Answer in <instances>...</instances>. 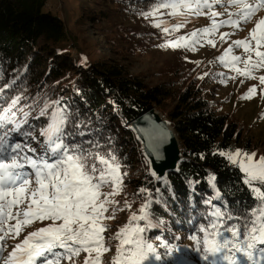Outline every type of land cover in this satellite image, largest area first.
<instances>
[{"label":"snow or ice","instance_id":"snow-or-ice-1","mask_svg":"<svg viewBox=\"0 0 264 264\" xmlns=\"http://www.w3.org/2000/svg\"><path fill=\"white\" fill-rule=\"evenodd\" d=\"M261 11L264 0H151L147 10L140 9L138 14L146 20L154 18L153 26L165 34L186 27L192 18L206 17L209 25L160 47L196 51L203 42L216 47L218 35L221 42L231 41L219 62L236 76L258 79L264 85V75H256L264 72ZM162 17L176 23L169 27ZM254 19L243 39L231 40L233 32H220L225 26L238 30ZM234 49L242 53L236 55ZM13 84L15 80L0 85V264H78L82 253L83 264H103V256L113 251L111 243H105L108 225L104 221L115 219L117 210L132 207L128 201L124 208L115 207L126 173L121 171L124 165L114 143L110 137L102 142L100 130L63 98H39L25 105L22 95L6 92ZM256 93L253 86L242 98ZM212 155L223 157L236 170L251 203L239 202V209H231L216 175L209 173L214 194L203 199L206 210L197 209V216L189 219L192 248L203 264H264V154L237 148L218 149ZM150 174L162 179L151 169ZM138 191L146 194L145 202L109 238L118 241L109 264H166L165 257L183 251L163 233L150 239L149 232L164 225L151 211L153 202L161 203L162 194L155 189L159 195L154 201L151 189ZM38 222L44 226L20 239L26 228ZM178 239L171 235V240ZM9 240L18 241L11 251Z\"/></svg>","mask_w":264,"mask_h":264},{"label":"trees","instance_id":"trees-1","mask_svg":"<svg viewBox=\"0 0 264 264\" xmlns=\"http://www.w3.org/2000/svg\"><path fill=\"white\" fill-rule=\"evenodd\" d=\"M47 1L0 0V85L15 80L6 92L22 95L25 105L39 98H63L83 120L91 121L92 128L100 130L102 142L110 137L124 165V189L131 199L140 207L146 197L139 193L140 188L151 189L154 201L159 195L155 189H160L162 201L153 202L151 211L164 225L151 230L149 237L154 240L163 233L183 249L165 257L166 264H203L188 236L192 228L189 219L197 216V209L205 211L203 199L214 194L208 174L216 175L217 186L231 209H239V202L251 203L236 170L212 152L264 149V140H255L244 124L214 105L215 88L209 83V75L201 79L196 71L168 60L166 68L161 69L160 83L152 84L143 76L130 74L122 63L80 43L82 27L91 23L118 55L137 52L144 35L124 25V20H140L138 10H147L151 0H89L76 21L75 35L68 33L61 17L44 12ZM153 107L170 120L187 158L177 172L161 181L150 174L141 144L129 126ZM172 234L179 239L171 240Z\"/></svg>","mask_w":264,"mask_h":264},{"label":"rangeland","instance_id":"rangeland-1","mask_svg":"<svg viewBox=\"0 0 264 264\" xmlns=\"http://www.w3.org/2000/svg\"><path fill=\"white\" fill-rule=\"evenodd\" d=\"M89 6V0H48L44 12L51 13L52 15L61 17L66 24L68 33L75 35L77 32L76 21L79 18L81 9H86ZM264 16V11L258 14V17ZM257 17V18H258ZM171 27L176 23V20L170 17H162ZM256 20L247 25L242 24L241 28L234 30L231 27L225 26L220 29V32H233L231 40L243 39L248 36L249 29H251ZM210 21L206 17L192 18L191 22L186 27L165 34L161 29L153 26L154 18L148 20L141 17V19H126L124 25L131 28L138 29L144 35L145 40L140 42V49L137 52H128V54L118 55L116 51H113V46L106 42L101 36L98 35V31L95 30L90 23L83 28V36H81L80 43L88 50H98V55L105 58H111L115 61L122 63L127 71L134 76H143L148 83L159 84L161 81V69H165V63L168 60L180 63L183 68L188 70L192 69L195 73H199L200 77L205 76L208 73L211 80L209 83L215 88L214 105L222 112L231 113L235 119L244 124L249 131V134L256 140H264V85H261L258 79H246L242 76H236V73L229 68L225 67L217 59L221 56L225 49L228 48V42L219 41V36L216 35L217 46L212 47L206 42L197 46L196 51H191L184 47L172 48V47H160L162 44H167L169 41L179 39L180 36L186 35L191 31L199 28H203L209 25ZM84 40V42H83ZM125 52V47H121ZM242 49H234V54L240 55ZM198 62V63H197ZM224 75L221 76L220 74ZM257 76L264 75V72H257ZM236 76V79L231 77ZM227 81L226 83L223 81ZM241 80L244 82L241 83ZM253 86L257 87V93L252 98L245 97L249 89ZM249 152H257L264 154L262 147H255ZM108 191V189H105ZM120 203L115 207L117 209L124 208V202L128 201L132 204L131 209L125 208L124 211L117 210L115 213V219L104 221L108 225V231L104 233L105 243H111L113 248L112 252L106 253L103 256V264H109L110 259L115 255V247L118 243L117 240L111 239L116 231L123 227L129 220V217L133 212H138L139 205L131 199L126 189L115 197ZM138 206H137V205ZM108 214H111V209ZM44 226L41 223H36L29 228L25 229L20 239L27 232L36 228ZM18 241L9 240V248L11 251V245ZM84 255L81 254L78 264H83ZM190 264V263H186Z\"/></svg>","mask_w":264,"mask_h":264},{"label":"water","instance_id":"water-1","mask_svg":"<svg viewBox=\"0 0 264 264\" xmlns=\"http://www.w3.org/2000/svg\"><path fill=\"white\" fill-rule=\"evenodd\" d=\"M130 129L141 144L149 167L156 175L165 179L179 170L184 157L179 136L171 122L155 107L142 113L129 123ZM151 161V163H149Z\"/></svg>","mask_w":264,"mask_h":264}]
</instances>
